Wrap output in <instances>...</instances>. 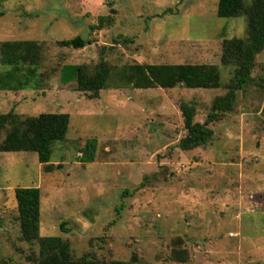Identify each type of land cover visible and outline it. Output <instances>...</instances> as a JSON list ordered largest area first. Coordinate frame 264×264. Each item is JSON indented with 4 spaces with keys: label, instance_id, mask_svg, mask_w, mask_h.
<instances>
[{
    "label": "rangeland",
    "instance_id": "obj_1",
    "mask_svg": "<svg viewBox=\"0 0 264 264\" xmlns=\"http://www.w3.org/2000/svg\"><path fill=\"white\" fill-rule=\"evenodd\" d=\"M218 2L0 0V42L41 43L43 73L35 87L0 90V113L70 114L51 171L36 152H0V264H29L40 253L38 241L22 239L15 189L23 186L41 190V236L67 240L75 258L264 264V50L233 110L209 125L212 140L180 147V103H193L195 120L204 122L233 75L220 60L223 39L247 36L246 17L218 16ZM100 16L112 21L92 29ZM78 35L92 42L60 44ZM102 59L112 75L133 63L213 64L223 86L143 89L111 80L92 98L76 81L62 82L63 65ZM90 138L97 139L94 161L83 162Z\"/></svg>",
    "mask_w": 264,
    "mask_h": 264
},
{
    "label": "trees",
    "instance_id": "obj_2",
    "mask_svg": "<svg viewBox=\"0 0 264 264\" xmlns=\"http://www.w3.org/2000/svg\"><path fill=\"white\" fill-rule=\"evenodd\" d=\"M218 16L247 19V36L224 38L222 42L221 63L233 67V75L225 83L227 89L223 95L216 96L204 122L196 121V106L188 101L180 103L186 134L180 142L184 150H191L208 144L214 135L209 126L233 110L238 91L243 90L253 80L252 72L256 56L264 50V0H219ZM110 16H100L101 28L110 23ZM91 40L78 35L60 41L64 46L83 48ZM42 45L36 40H15L0 42V90H23L35 87L42 82L41 73ZM112 67L105 59L97 63L63 65L61 80L64 83L76 81L78 90L90 92L92 98L99 97L100 91L113 84L131 85L134 88L165 89L184 86L187 88L217 89L223 86L218 66L207 63L183 64H142L133 63L124 66L112 75ZM40 87V86H39ZM70 126V114L42 112L23 117L14 110L0 113V152H36L44 170L55 168L51 162L54 145L63 142ZM97 139L87 140L81 157L83 162H93ZM57 164L56 168H62ZM15 198L19 211L22 239L27 242H39V256L29 264H132L122 260L99 261L92 254L86 253L75 258L71 245L60 236L44 237L40 234L41 225V190L37 186H23L15 189ZM64 223L61 228H64ZM178 260L186 257L181 250L173 252ZM136 258V257H135ZM8 264V263H7Z\"/></svg>",
    "mask_w": 264,
    "mask_h": 264
}]
</instances>
